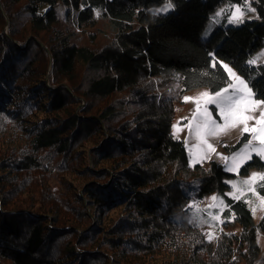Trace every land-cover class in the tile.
I'll return each instance as SVG.
<instances>
[{
    "label": "trees",
    "instance_id": "1",
    "mask_svg": "<svg viewBox=\"0 0 264 264\" xmlns=\"http://www.w3.org/2000/svg\"><path fill=\"white\" fill-rule=\"evenodd\" d=\"M164 2L0 0V264H260L264 216L255 224L225 193L221 164H189L170 126L185 91L230 82L223 62L264 100V61L248 64L264 0L154 10ZM230 5L243 23L229 22ZM251 166L264 163L241 170ZM209 193L238 233L208 240L188 216Z\"/></svg>",
    "mask_w": 264,
    "mask_h": 264
},
{
    "label": "rangeland",
    "instance_id": "2",
    "mask_svg": "<svg viewBox=\"0 0 264 264\" xmlns=\"http://www.w3.org/2000/svg\"><path fill=\"white\" fill-rule=\"evenodd\" d=\"M166 3L167 2H164L161 5L155 6L154 10L157 11L158 9L164 7ZM220 9L221 8H218L216 13ZM231 11H234V9H231ZM246 16L253 17L254 15L252 12H249L246 14ZM210 31L211 30L208 26L202 32L201 36L207 37L210 34ZM262 52H264V41L252 54L251 58L258 56ZM260 61H264V57H261L256 62ZM222 64L228 65L236 73V75L245 80L230 64L226 62H223ZM232 82L234 81H232L230 78L229 83ZM229 83L221 88L228 87ZM221 88L211 91L205 86H199L185 91L181 97V101L175 102V113L171 122L170 131L172 135L175 138L181 140L185 146L188 154L189 164L192 165L195 163H200L205 165L210 161H215L216 163L222 165L224 171L228 173V175H226L224 178V181L228 184V188L225 190V193L233 198L232 195H229L230 193L234 192L232 184L229 182L236 181L237 189H239V191H236L235 194L240 195L243 193L242 199L246 201V204L251 211L252 219L256 224L264 216V200L261 199L264 196L257 193L254 189V185L258 180L251 186V188L248 185H242L239 182L250 178L252 173H264V166L262 168L251 166L247 167L246 170H241V168L245 165L244 164L239 169L233 171L227 170V167L231 166V157L233 153L239 152L241 148H243L244 144H246L248 140L252 139L254 133L249 132L242 136L241 128L243 125H239L236 128L230 127L231 121L226 123L223 118L219 116V110L216 109L214 105L205 104V98L199 96L200 93L205 91L209 92L210 94H214V92L219 91ZM229 91H231V89ZM185 97H191L194 99L185 101ZM197 100L199 101V108H197ZM206 109L207 112H210L213 118H215L217 123L220 125V127L216 129V135H204L203 122ZM261 111H264V108H257L254 112L247 113L248 115L254 117V119H250L247 122L250 128L259 127V125L256 123V120L260 118ZM209 127H211V125H209ZM225 129L227 130L225 131ZM205 140L207 142H205ZM239 140H241V142L238 147L236 149H231V146L236 144ZM208 144H211L215 151L209 149ZM253 145L258 147L259 141L253 140ZM249 151H251V149H249ZM254 156H256L255 153H252V159ZM223 157L229 158L227 163ZM257 157L264 163V159L260 158L259 156ZM183 189L187 192H195L196 182H186L183 185ZM212 197H217V199L213 200ZM221 200L223 203L220 202ZM187 206L191 207L188 216L192 217L198 222L199 229L203 232L204 237L208 240H210L208 238L209 235L212 236L211 240H213L215 236L223 230L233 233H238L240 230L238 223L233 221L232 213L230 215L223 214L225 204L222 194L220 193H209L203 196V198L200 200L196 201L194 205H192V202H189L187 203ZM256 242L260 250V264H264V233L259 230L256 234ZM166 260H168V256L162 254L154 260L153 264H164Z\"/></svg>",
    "mask_w": 264,
    "mask_h": 264
},
{
    "label": "snow or ice",
    "instance_id": "3",
    "mask_svg": "<svg viewBox=\"0 0 264 264\" xmlns=\"http://www.w3.org/2000/svg\"><path fill=\"white\" fill-rule=\"evenodd\" d=\"M243 4L245 5L248 11H255V9L250 7V0H243ZM174 5L171 3V0L164 5V7L158 9V12H167L172 9ZM231 9L234 11H230L227 19L230 23H243L244 10L241 9L240 5H230ZM226 9H220L216 13V17H219L225 13ZM264 57V52L260 53L258 56L253 57L248 61V64H255L258 59ZM213 64L212 67H216L217 63L215 62V57H212ZM222 68L227 72L228 77L232 79V83L228 84V87L221 88L219 91L214 92V94H210L205 91L199 94V96L205 98V104L214 105L216 109L219 110V116L223 118V120L228 123L231 121L230 127L236 128L239 125H243L241 128V135L247 134L249 132L254 133L251 140H248L246 144H244L243 148L239 152L233 153L231 157V166L227 167L228 171H233L239 169L244 164L247 163L248 160L252 159V153H255L256 156L264 159V111H261L260 118L256 120L257 125L259 127L250 128L248 125V120L254 119V117L248 115L247 113L254 112L257 108H264V100L256 99L257 93H255L251 87H249L248 82L243 80L241 77L236 75V73L226 64H221ZM231 89V91H229ZM185 101L189 99H194L191 97H185ZM197 108H199V101H196ZM204 135H216V129L220 127L217 123V120L213 118L210 112L205 110V118H204ZM211 125V127H209ZM227 129H225L226 131ZM253 140L259 141V146L253 145ZM205 142H207L205 140ZM208 148L215 151L211 144H208ZM251 149V151H249ZM223 159L228 161V157H223ZM261 181V187L264 188V173H252V176L246 180L240 181L239 183L242 185L251 186L257 181ZM232 184L233 193L229 195L233 196V199L240 200L242 198L243 193L240 195H236L235 192L239 191L237 189V182L230 181ZM254 192V189H253ZM255 194V193H254ZM213 200H216L217 197H212ZM264 200V197L261 198ZM223 203V201H220ZM246 202V201H245ZM210 240L212 236L208 237Z\"/></svg>",
    "mask_w": 264,
    "mask_h": 264
}]
</instances>
